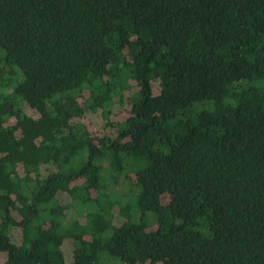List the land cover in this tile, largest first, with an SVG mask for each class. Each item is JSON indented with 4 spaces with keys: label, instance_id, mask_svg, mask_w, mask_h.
Here are the masks:
<instances>
[{
    "label": "trees",
    "instance_id": "16d2710c",
    "mask_svg": "<svg viewBox=\"0 0 264 264\" xmlns=\"http://www.w3.org/2000/svg\"><path fill=\"white\" fill-rule=\"evenodd\" d=\"M0 264H264V0H0Z\"/></svg>",
    "mask_w": 264,
    "mask_h": 264
},
{
    "label": "rangeland",
    "instance_id": "374dc122",
    "mask_svg": "<svg viewBox=\"0 0 264 264\" xmlns=\"http://www.w3.org/2000/svg\"><path fill=\"white\" fill-rule=\"evenodd\" d=\"M125 165H127L126 169L121 175H119L121 179H118L116 176H113L112 179H110V183L108 184L109 192L122 194L123 192L125 193L126 191H129V184L126 181V176L132 175L134 171H136L134 168V160L131 158H126Z\"/></svg>",
    "mask_w": 264,
    "mask_h": 264
}]
</instances>
